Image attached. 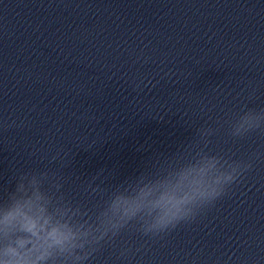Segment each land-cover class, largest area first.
Masks as SVG:
<instances>
[{"label": "water", "instance_id": "95a60500", "mask_svg": "<svg viewBox=\"0 0 264 264\" xmlns=\"http://www.w3.org/2000/svg\"><path fill=\"white\" fill-rule=\"evenodd\" d=\"M195 152L252 167L81 264H264V0H0V202L42 172L89 212L156 197Z\"/></svg>", "mask_w": 264, "mask_h": 264}, {"label": "clouds", "instance_id": "9594fccd", "mask_svg": "<svg viewBox=\"0 0 264 264\" xmlns=\"http://www.w3.org/2000/svg\"><path fill=\"white\" fill-rule=\"evenodd\" d=\"M240 167L220 155L190 153L159 196L141 188L139 196H113L94 212L67 199L55 175L31 174L30 192L18 180L0 202V264H81L129 225L144 236L168 234L214 206L252 165L237 174Z\"/></svg>", "mask_w": 264, "mask_h": 264}]
</instances>
